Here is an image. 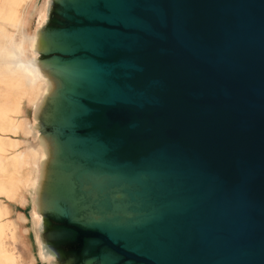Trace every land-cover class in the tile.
<instances>
[{
	"label": "water",
	"instance_id": "1",
	"mask_svg": "<svg viewBox=\"0 0 264 264\" xmlns=\"http://www.w3.org/2000/svg\"><path fill=\"white\" fill-rule=\"evenodd\" d=\"M32 142L49 264H264V0H50Z\"/></svg>",
	"mask_w": 264,
	"mask_h": 264
},
{
	"label": "bare ground",
	"instance_id": "2",
	"mask_svg": "<svg viewBox=\"0 0 264 264\" xmlns=\"http://www.w3.org/2000/svg\"><path fill=\"white\" fill-rule=\"evenodd\" d=\"M49 1L36 5L35 0H0V264H20L6 243V239L18 241L19 233L6 218L3 200L20 205L30 200L32 229L39 224L34 205L45 146L32 139L35 117L50 83L37 65L36 30L46 21ZM30 22L33 26L28 30ZM26 108L30 117L24 123ZM20 221L26 220L20 216ZM27 232L24 227L25 236ZM34 241L38 246L36 234ZM37 254L46 260L39 246Z\"/></svg>",
	"mask_w": 264,
	"mask_h": 264
},
{
	"label": "rangeland",
	"instance_id": "3",
	"mask_svg": "<svg viewBox=\"0 0 264 264\" xmlns=\"http://www.w3.org/2000/svg\"><path fill=\"white\" fill-rule=\"evenodd\" d=\"M42 0H35L36 5H40ZM33 26V22H30L28 30ZM15 33V31H13ZM16 33L14 37L16 38ZM18 39V36H17ZM28 108V106H27ZM24 116V123L26 122V116L30 117V111L27 110ZM29 199V197H28ZM4 208L6 210L7 220L13 222L18 228L19 238L15 243L11 242L10 239H6V243L9 245L13 253L18 257L20 264H46V260L39 258L37 254L38 246L35 244L34 235L35 231L32 229L30 223V208L32 206L30 200L25 205H20L19 203L8 202L3 200ZM20 216H22L26 221L22 223L20 221ZM24 227L28 229L26 236L24 234ZM24 241V242H23ZM24 243H27L25 246ZM33 255V261L32 257Z\"/></svg>",
	"mask_w": 264,
	"mask_h": 264
}]
</instances>
